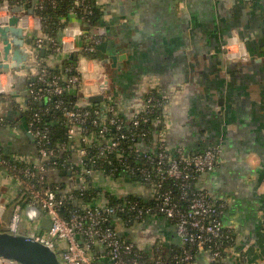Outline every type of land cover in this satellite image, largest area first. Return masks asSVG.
Here are the masks:
<instances>
[{
    "label": "crops",
    "instance_id": "0c3cea01",
    "mask_svg": "<svg viewBox=\"0 0 264 264\" xmlns=\"http://www.w3.org/2000/svg\"><path fill=\"white\" fill-rule=\"evenodd\" d=\"M98 1L104 15L97 26L100 30L95 29L101 33V43L108 42L107 51L98 48L100 56L94 58L82 53L85 38L80 32L89 30L74 15L62 32L64 52L50 56L48 63L60 62L76 45L77 67L83 75L76 88L78 101L89 107L114 103L122 116L130 117L142 105L149 88H159L168 98L171 152L182 148L194 156L209 147L220 149L217 167L200 174L195 187L222 206V220L233 233V243L220 262L206 248H197L195 263L264 264V0ZM29 22L30 42L23 45L28 54L34 39L43 34L37 19ZM230 38V53L242 58L233 59L225 51L223 45ZM113 56L118 58L116 66ZM30 63L27 60L17 74L0 73V116L6 118L0 125V147L6 155L22 156L26 162L37 156L35 139L26 131L27 119L20 109L31 98ZM98 95L102 100H90ZM138 146L155 151L153 143ZM51 177L68 189L82 182L75 174L62 177L54 172ZM97 177L100 196L94 203L109 202L107 194L145 203L154 199L149 183L126 173ZM15 194L14 181L0 170V230H8L11 217L5 224L4 215L8 208L13 213ZM116 221L120 236L142 252L153 254L159 247L170 254L181 249L174 223L159 212L132 223ZM32 228L23 226L25 231ZM96 252L105 256L96 258V264L112 263L103 247Z\"/></svg>",
    "mask_w": 264,
    "mask_h": 264
},
{
    "label": "built area",
    "instance_id": "2783aa9c",
    "mask_svg": "<svg viewBox=\"0 0 264 264\" xmlns=\"http://www.w3.org/2000/svg\"><path fill=\"white\" fill-rule=\"evenodd\" d=\"M53 7L57 0H47ZM45 0H0V26L9 25L14 16V6L21 7L18 25L24 31L30 30L29 18L37 19L40 36L34 39L29 55L32 62L29 82L31 98L42 101L52 97H60L64 93L61 77L49 78V63L41 57L42 49L52 38L43 32V21L36 13L43 8ZM99 3V1L97 0ZM71 12L81 10L84 14L92 12L89 0H74ZM33 6V13L30 7ZM84 20V15L80 17ZM68 26V25H67ZM66 26V27H67ZM66 27L64 29H66ZM97 27V26H96ZM95 27V28H96ZM95 28L89 33L80 32L85 42L84 51L93 52L101 43V36ZM68 29V28H67ZM237 37V36H236ZM233 38L227 40L223 46L233 59H240V53H230ZM58 54L64 52L62 42L57 46ZM77 52L76 45L71 49ZM85 54V53H83ZM58 56V55H53ZM83 75L77 67V72L70 77V83L80 86ZM40 84V86H39ZM59 100L56 107L63 108L67 123V143L51 148V130L48 125L38 126L42 112L34 111L30 115L26 131L35 139L37 156L29 162L22 156L6 155L0 147V170L5 172L15 183V206L8 225V231L17 233L20 228L28 224L35 226L31 229L38 241L56 250L64 264H96V258L103 255L96 252L98 247L106 250L105 255L112 260L111 264H196L195 251L197 248H206L212 259L220 262L233 243V233L226 228L222 220V206L214 202L209 195L195 187L200 174L212 172L219 162L220 149L209 147L204 151L188 156L182 148L175 153L167 141L166 107L168 98L157 87L149 88L143 95L142 105L126 120L122 117L119 107L114 103L89 108L79 101L72 108H65ZM21 111L27 112L30 105L20 106ZM6 118L0 116V125H5ZM159 125L154 134L156 136L155 151L143 150L134 146L131 151L144 159L145 165H133L125 155L123 140L134 141L138 137L152 136L148 123ZM115 133L112 134L111 132ZM153 135V136H154ZM74 144V160L66 158L60 165L82 179L75 188L60 189L58 186H46L45 174L54 169L56 161L51 157L62 153ZM133 144V143H132ZM50 146V147H49ZM97 147L98 154L92 164L85 161L88 148ZM116 152L117 161L130 175L143 178L153 189V203L142 204L139 201L128 199L114 205L109 202L85 203L81 197L90 187L93 180L96 184L97 171L95 160H108ZM110 175L113 176L111 172ZM91 176V181L88 177ZM173 180L174 188L166 186V180ZM36 180V181H35ZM28 199H26V197ZM23 200H25L23 202ZM73 204L75 209L70 210L66 218L61 208L67 203ZM159 212L171 220L182 242L181 251L173 255L172 259H165L162 251L157 247L149 260H144L142 251L132 241L123 239L117 229L116 220L124 219L129 223L144 218L151 212ZM42 216L52 220L48 230L41 229ZM105 257V256H103ZM0 264H18L14 260L0 257Z\"/></svg>",
    "mask_w": 264,
    "mask_h": 264
},
{
    "label": "trees",
    "instance_id": "16d2710c",
    "mask_svg": "<svg viewBox=\"0 0 264 264\" xmlns=\"http://www.w3.org/2000/svg\"><path fill=\"white\" fill-rule=\"evenodd\" d=\"M90 4L92 5V12L90 14H84L83 11L77 10L76 14H73L71 12V9L73 7L74 0H57V4L55 7L51 5L47 0H45L43 4V8H39L36 10V13L40 15L43 21V32L48 35V37L52 38L53 41L48 40L46 43V50L45 54L42 55L41 52V57L42 59L46 62L48 61V58L53 55H62L58 54L56 50L57 46L61 44V38H62V32L64 28L67 26V24L71 21L72 17L75 15L78 18L82 17L84 15V22L87 25V28L89 30V33L92 32V29L95 28L96 26H99L102 22V18L104 15L103 8L101 4L97 2V0H89ZM84 38V37H83ZM84 45H89L88 42H85ZM86 56L88 57H98L100 56V51L98 49V46H96L95 51L93 52H88L84 51ZM77 52H71L68 54H65V56L60 60V62H57L55 65H50L49 64V78H52L53 76H58L61 77L60 82L61 85L64 87V93L62 96L57 97L54 96L52 97L49 101L46 100L45 98L42 101H37L34 100L33 98L29 99V105L31 107L30 110L27 112H22V116H24L27 119V124L30 121V115L34 111H41L42 112V117L41 121L38 123V126H44L48 125L50 130H51V148H57L59 145H62L63 143H67V123H66V117H65V111L63 108H58L56 107V103L59 100L63 101V106L65 108H72L74 106V103L78 101L79 97V92L76 88L79 89L78 85H73L70 83V77L77 72V63H78V56ZM40 86V84H39ZM75 90L71 92V90ZM42 102V103H41ZM96 105L92 104L90 105L89 108H95ZM126 120L129 118L127 116H122ZM148 129L152 130L153 129V134L152 136L148 135L145 137H138L134 141H129V140H123V147L125 148V155H127L128 160L133 164V165H145L144 159L139 157L136 152L131 151V148L133 149L134 146H138L139 144L146 143L147 146L149 147V144H152V141L154 140V134L157 132L159 129V125H154L153 123L151 124L148 123L146 125ZM112 134L115 132L112 131ZM133 143V144H132ZM50 147V146H49ZM75 149H74V144L72 145V148H68L66 151L62 153H56L55 156H52L51 159L52 161H56L55 168L53 169L54 172L59 173L62 175V177L67 176V174L63 173L64 169L60 164L68 158L70 161L74 160V154ZM98 154V148L97 147H91L88 148V154L85 157V161L88 162V164L93 163V159L97 156ZM96 161V166L95 169L97 173H103L110 175V173H113V177H120L123 175L125 172V168L117 161L116 158V152L111 154L109 156V161L108 160H95ZM67 171V170H66ZM54 172H47L45 175V185L56 187L60 189H65L66 185L62 183V181H54L52 180V174ZM128 174V173H126ZM76 175V174H75ZM130 175V174H128ZM134 177L137 180L144 181L143 178L137 175H130ZM91 181V176L88 177ZM36 181V180H35ZM90 187L85 191V194L81 197V199L87 203V204H92L94 203V200L99 198L100 190L95 186L93 180L90 182ZM166 186L167 187H172L174 188V192H179L173 186V180L168 178L166 180ZM109 198V203L114 205L119 202H124L128 199H133L136 201H139L142 204H150L153 203V201L149 203L142 202V200L135 198V197H130L127 199H122V198H117L116 196H113L111 194H107ZM26 199L27 196H25ZM25 200H23L24 202ZM75 209L73 204L70 202H67L62 208H61V213L63 214L64 217L69 216L70 210ZM164 255L165 259H172L173 255L179 253L181 249L176 250L171 252L170 254L165 253L163 249H160ZM157 249L154 250V253H157ZM144 260H149L153 254L145 253L142 252Z\"/></svg>",
    "mask_w": 264,
    "mask_h": 264
},
{
    "label": "water",
    "instance_id": "95a60500",
    "mask_svg": "<svg viewBox=\"0 0 264 264\" xmlns=\"http://www.w3.org/2000/svg\"><path fill=\"white\" fill-rule=\"evenodd\" d=\"M20 10L21 7L14 8V12ZM30 13H33V6L30 7ZM18 22L19 16L14 15L8 26H0V73L17 74V72L25 69L24 64L27 60L31 61L30 55L23 48L25 41L28 40L26 38L27 32L18 25ZM97 29L100 30V27ZM107 46L108 42L105 41L99 44L98 48L107 51ZM44 54L45 49L43 48L42 55ZM117 59V56H113L114 66H116ZM102 98L101 95H98L92 96L90 100L98 102ZM63 173L72 174L71 171L66 170H63ZM51 226L52 220L49 217H43L40 227L48 230ZM0 257L14 260L18 264H64L58 252L38 241L35 234L30 230L25 231V233L0 230Z\"/></svg>",
    "mask_w": 264,
    "mask_h": 264
},
{
    "label": "rangeland",
    "instance_id": "374dc122",
    "mask_svg": "<svg viewBox=\"0 0 264 264\" xmlns=\"http://www.w3.org/2000/svg\"><path fill=\"white\" fill-rule=\"evenodd\" d=\"M15 204H16V203H14L13 206H15ZM13 206H12V207H13ZM11 210H12V208H8L6 214L4 215L5 224L9 221V218H10L11 215H12V211H11ZM5 224H3V227L5 226ZM7 231H8V230H7ZM19 233H25V230L22 229V228H20ZM59 255H60V254H59ZM60 257H61V255H60Z\"/></svg>",
    "mask_w": 264,
    "mask_h": 264
}]
</instances>
